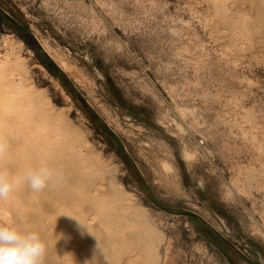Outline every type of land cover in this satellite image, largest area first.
<instances>
[{
	"label": "rangeland",
	"instance_id": "obj_1",
	"mask_svg": "<svg viewBox=\"0 0 264 264\" xmlns=\"http://www.w3.org/2000/svg\"><path fill=\"white\" fill-rule=\"evenodd\" d=\"M9 81L154 230L157 264H232L208 228L236 264H264V0H0ZM137 223L48 228L44 264H144Z\"/></svg>",
	"mask_w": 264,
	"mask_h": 264
},
{
	"label": "bare ground",
	"instance_id": "obj_2",
	"mask_svg": "<svg viewBox=\"0 0 264 264\" xmlns=\"http://www.w3.org/2000/svg\"><path fill=\"white\" fill-rule=\"evenodd\" d=\"M12 83L14 81H9L0 88V172L7 173L10 177H19L27 170L42 165L53 171V177L44 190L33 192L26 183H21L10 198L4 201L5 204L16 207L19 220L24 222L29 219L32 223L37 222L39 227L36 231L41 233L45 241L50 240L48 228H61L69 233L70 231L74 233L72 230L78 229L89 234L98 231L100 225L111 224L116 227L114 232L118 234V228H126L122 227L125 224V226L127 224L130 226L133 222L143 224L142 221L145 220L140 219L138 212L122 213L124 209L122 204H111L109 200L107 202V197L118 198L122 194L120 190H117L103 173L92 171L93 165L83 158L82 153L65 146L57 118L41 108L42 101L38 97L25 90L20 91L19 95L12 94L9 91ZM24 205L31 208V211L24 210ZM115 210L120 212L115 213ZM147 226L144 223V230L142 229L144 233L139 231L143 235H139L135 230L140 237L142 236L141 240L145 239L143 244L141 243L143 248L138 244L142 251L143 249L148 251L150 239L155 238L154 230ZM83 235L85 236V233ZM143 236L148 237L149 241L146 249L147 239ZM150 251L153 250L146 252L148 255L147 257L145 255L144 264H157L158 258L151 257ZM153 257L157 260L155 261Z\"/></svg>",
	"mask_w": 264,
	"mask_h": 264
},
{
	"label": "clouds",
	"instance_id": "obj_3",
	"mask_svg": "<svg viewBox=\"0 0 264 264\" xmlns=\"http://www.w3.org/2000/svg\"><path fill=\"white\" fill-rule=\"evenodd\" d=\"M52 177L53 171L43 165L19 177L0 172V201L9 199L21 183H26L33 192H40ZM47 247L39 231L25 229L14 221L0 223V264H44Z\"/></svg>",
	"mask_w": 264,
	"mask_h": 264
},
{
	"label": "water",
	"instance_id": "obj_4",
	"mask_svg": "<svg viewBox=\"0 0 264 264\" xmlns=\"http://www.w3.org/2000/svg\"><path fill=\"white\" fill-rule=\"evenodd\" d=\"M43 52V50H41ZM178 213L190 216L192 218H195L196 220H199L196 217V213L190 211V210H180ZM208 233L213 237V239L217 242L220 250L223 252V254L230 260L232 264H236V262L230 257V255L227 253L226 248L223 247V241L218 237V235L215 233V231L211 228L207 229Z\"/></svg>",
	"mask_w": 264,
	"mask_h": 264
},
{
	"label": "trees",
	"instance_id": "obj_5",
	"mask_svg": "<svg viewBox=\"0 0 264 264\" xmlns=\"http://www.w3.org/2000/svg\"><path fill=\"white\" fill-rule=\"evenodd\" d=\"M7 20H10V18L8 17V16H4ZM10 27H11V29L13 30V31H15V32H17V33H19L20 32V30L14 25V24H12V23H10Z\"/></svg>",
	"mask_w": 264,
	"mask_h": 264
}]
</instances>
